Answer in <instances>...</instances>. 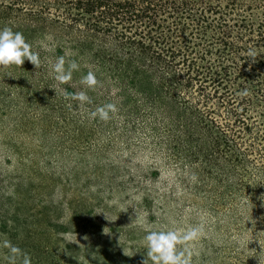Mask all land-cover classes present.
Masks as SVG:
<instances>
[{"label": "rangeland", "instance_id": "rangeland-1", "mask_svg": "<svg viewBox=\"0 0 264 264\" xmlns=\"http://www.w3.org/2000/svg\"><path fill=\"white\" fill-rule=\"evenodd\" d=\"M72 79L0 74V242L31 264H143L148 230L203 225L192 264H264V206L181 169L141 122L92 118L108 103Z\"/></svg>", "mask_w": 264, "mask_h": 264}, {"label": "trees", "instance_id": "trees-1", "mask_svg": "<svg viewBox=\"0 0 264 264\" xmlns=\"http://www.w3.org/2000/svg\"><path fill=\"white\" fill-rule=\"evenodd\" d=\"M5 26L41 66L0 74L54 77L57 57L76 61L72 76L93 71L117 119L141 122L181 169L262 212L264 0H0Z\"/></svg>", "mask_w": 264, "mask_h": 264}, {"label": "clouds", "instance_id": "clouds-1", "mask_svg": "<svg viewBox=\"0 0 264 264\" xmlns=\"http://www.w3.org/2000/svg\"><path fill=\"white\" fill-rule=\"evenodd\" d=\"M252 53H250L251 55ZM25 61L30 62L36 68L41 66L38 52L33 50L32 44L27 42L23 33L13 31L11 27L0 28V66H21ZM63 56L57 57L51 66L54 79L58 84H67L72 80L74 71L79 70L76 61H68ZM80 83L89 89L97 84V78L93 71L87 72L81 78ZM247 95V92H241ZM65 99L78 101L80 104L91 103L84 91L66 93ZM117 112L114 104L108 103L97 107L91 113L92 118L108 121ZM204 234L203 225L190 226L188 228L174 227L168 230H148L143 237L146 246V258L143 264H192L193 242ZM0 247L7 249L8 264H31V257L22 249L13 245L11 241L0 242Z\"/></svg>", "mask_w": 264, "mask_h": 264}]
</instances>
